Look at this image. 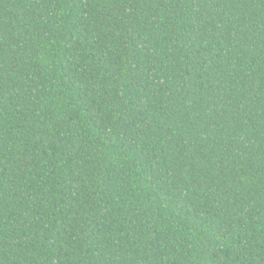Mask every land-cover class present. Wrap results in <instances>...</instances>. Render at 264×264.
Wrapping results in <instances>:
<instances>
[{
    "label": "trees",
    "instance_id": "trees-1",
    "mask_svg": "<svg viewBox=\"0 0 264 264\" xmlns=\"http://www.w3.org/2000/svg\"><path fill=\"white\" fill-rule=\"evenodd\" d=\"M0 264H264V0H0Z\"/></svg>",
    "mask_w": 264,
    "mask_h": 264
}]
</instances>
